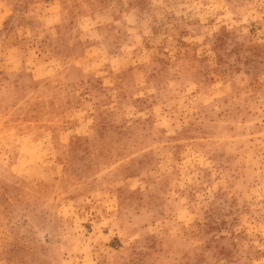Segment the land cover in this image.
<instances>
[{"label":"rangeland","instance_id":"374dc122","mask_svg":"<svg viewBox=\"0 0 264 264\" xmlns=\"http://www.w3.org/2000/svg\"><path fill=\"white\" fill-rule=\"evenodd\" d=\"M0 264H264V0H0Z\"/></svg>","mask_w":264,"mask_h":264}]
</instances>
